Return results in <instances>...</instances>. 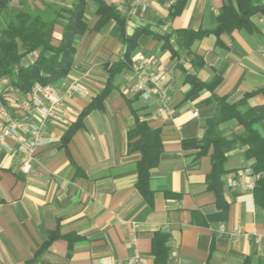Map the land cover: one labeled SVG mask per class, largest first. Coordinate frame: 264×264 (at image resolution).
<instances>
[{
	"label": "crops",
	"instance_id": "crops-1",
	"mask_svg": "<svg viewBox=\"0 0 264 264\" xmlns=\"http://www.w3.org/2000/svg\"><path fill=\"white\" fill-rule=\"evenodd\" d=\"M102 1L125 17L127 36L143 27L156 34L211 31L221 9L237 4V0H145L143 10L137 0ZM248 1L253 7L264 6V0ZM73 2L13 0L0 15V28L21 9L48 21ZM98 18L94 3L88 0L84 14L88 31L75 38L68 76L53 85L62 102L55 108L57 120L47 122L44 129L51 143L37 150L29 172L21 170L19 156L0 152V264H119L136 256L144 264H154L152 242L159 233L167 237L166 264H264V208L253 199L254 160L246 157L247 146L237 140L243 128L235 119L217 128L234 144L225 153L219 204L206 186L212 148L197 158L199 149L191 145L203 138L216 106L206 103L210 97L206 90L189 98L191 85L185 82L186 75L204 83L217 81L215 95L230 105L240 103V114L263 113L264 14L250 17L252 31L222 34V46L209 34L195 40L189 54L181 52L174 59L162 49L161 41L140 36L131 54L132 66L150 61L162 73L157 83L149 84L150 98L134 99L124 82L127 71H122L114 77V89L103 109L83 119V127L65 151L60 144L63 134L105 88L108 67L125 50L114 21L100 31L92 30ZM61 36L62 27L55 25L52 44L58 45ZM37 54L22 64L32 63ZM194 55L204 63L198 70L191 66ZM0 84L11 86V78H1ZM71 84L82 91L68 93ZM127 99L134 100L129 105ZM132 110L151 129L160 131L162 152L157 166L149 171L150 201L136 188L141 155L128 151ZM34 115L42 118L38 108ZM254 129L264 137V118ZM53 234L58 238L40 251Z\"/></svg>",
	"mask_w": 264,
	"mask_h": 264
},
{
	"label": "trees",
	"instance_id": "trees-1",
	"mask_svg": "<svg viewBox=\"0 0 264 264\" xmlns=\"http://www.w3.org/2000/svg\"><path fill=\"white\" fill-rule=\"evenodd\" d=\"M13 0H0V15L6 10ZM88 0H74L67 8L55 11L51 20H44L40 15L32 14L24 9L14 12L8 17L0 28V79L11 78L12 86L21 94L28 96L35 84L40 86L56 85L65 79L69 72L75 55L74 42L76 37L83 36L88 31L84 20L86 4ZM96 7V15L99 17L93 27V31H100L109 21H114L121 30V41L125 45L121 59L107 69V82L105 88L87 105L71 124L61 138V147L66 151L67 144L71 141L75 132L83 127V119L92 111L102 110L103 102L108 93L114 89L112 81L122 71H131V54L136 49L140 36H148L162 42V49L171 54V58H178L181 52L189 54L192 43L211 34L217 39V45L222 46L220 36L231 34L235 30L244 29L252 31L250 17L254 13H263L264 6L253 7L248 0H237L236 7L228 3L218 16L217 26L211 31L206 30H175L163 34L153 33L148 28L135 29L131 36L125 35L126 19L111 4L102 0H91ZM62 27V36L58 45L52 44L53 27ZM37 52L36 59L23 65L22 61L29 55ZM191 66L198 70L204 66L203 60L194 55ZM185 82L190 84L189 98H195L199 92H210L207 104H215V113L206 122V131L200 141H192L191 145L199 149L197 158L207 155L212 148L211 172L206 177L207 190L215 194L217 202L222 204V178L224 169L225 153L234 146L232 140H227L218 134V126L227 120L235 119L243 128V133L238 141L247 146L246 157L254 160L252 172L258 175L253 187V199L257 206L264 208V137L254 129V124L264 118V112L259 115L251 113L242 115L238 112L237 104H228L225 98H219L214 90L217 81L209 83L201 82L195 75H186ZM138 95H134L136 99ZM127 99V104L133 100ZM242 103V102H241ZM134 125L127 133L128 151L139 152L140 161L137 163L138 180L136 188L139 193L150 201L148 188L149 171L157 166L162 152L160 131L151 129L141 121L137 112L132 110ZM185 146V143H183ZM221 207V206H220ZM58 238L53 234L48 237L40 251ZM65 239L70 240L68 237ZM167 237L156 234L152 242V255L154 264H166L168 249Z\"/></svg>",
	"mask_w": 264,
	"mask_h": 264
},
{
	"label": "built area",
	"instance_id": "built-area-1",
	"mask_svg": "<svg viewBox=\"0 0 264 264\" xmlns=\"http://www.w3.org/2000/svg\"><path fill=\"white\" fill-rule=\"evenodd\" d=\"M136 3H139L143 10L145 9V0H137ZM262 51L264 53V45ZM161 74L154 62L141 60L124 75V82L131 94L147 100L150 98L149 84L157 83ZM81 91L77 84L67 87L68 93ZM160 97L163 99L164 94L160 93ZM61 102L62 96L52 85L35 84L29 97L26 98L18 96L10 86L5 87L0 84V152L19 156L23 172L31 170L30 164L37 150L51 143L50 138L45 136L44 129L47 122L57 120L55 108L61 105ZM35 108L40 109L41 119L35 117ZM256 177L258 179V175ZM131 243H134V239H131ZM119 264L144 263L142 258L136 256Z\"/></svg>",
	"mask_w": 264,
	"mask_h": 264
},
{
	"label": "rangeland",
	"instance_id": "rangeland-1",
	"mask_svg": "<svg viewBox=\"0 0 264 264\" xmlns=\"http://www.w3.org/2000/svg\"><path fill=\"white\" fill-rule=\"evenodd\" d=\"M9 14V12H7V14L5 15V17H7V15ZM53 86V85H52ZM11 88H13L16 92H17V94H18V96H21V97H26V98H28L29 97V95L28 96H25V95H23V94H21V93H19L12 85L10 86ZM3 104H5L4 102H3Z\"/></svg>",
	"mask_w": 264,
	"mask_h": 264
}]
</instances>
